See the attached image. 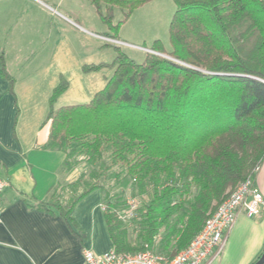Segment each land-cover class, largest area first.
Listing matches in <instances>:
<instances>
[{
  "label": "trees",
  "instance_id": "obj_1",
  "mask_svg": "<svg viewBox=\"0 0 264 264\" xmlns=\"http://www.w3.org/2000/svg\"><path fill=\"white\" fill-rule=\"evenodd\" d=\"M88 1L118 28L151 0ZM173 2L170 49L158 39L150 48L167 57L147 52L136 62L114 46L111 62L82 67L112 68L103 87L86 103L55 108L68 87L60 76L44 120L45 147L62 152L64 171L83 167L71 185L75 194L62 203L51 192L49 203L67 218L83 195L100 188L113 248L150 249L167 259L264 160V0ZM115 9L124 18L113 24ZM112 187L122 188L110 194ZM126 187L138 207L123 220Z\"/></svg>",
  "mask_w": 264,
  "mask_h": 264
},
{
  "label": "crops",
  "instance_id": "obj_2",
  "mask_svg": "<svg viewBox=\"0 0 264 264\" xmlns=\"http://www.w3.org/2000/svg\"><path fill=\"white\" fill-rule=\"evenodd\" d=\"M24 9L23 0H0V56L7 73L0 72V178L7 181L0 195V264H80L83 248L98 255L113 248L105 221L104 193L94 188L83 195L67 218L49 203L52 189L72 181L78 166L65 172L62 152L45 147L50 121L44 120L58 75L49 73L46 62L40 64V50L33 38L41 24L48 34L57 29L53 22H25L21 17ZM92 73L91 85L78 87L72 91L76 94L71 92L64 101L83 100L88 90L95 93L102 88L106 77L100 80L96 71ZM71 87L68 81L61 95ZM63 105L68 104L59 106ZM255 186L264 194L262 167ZM249 218L242 208L230 231L234 229L236 235L249 222L260 228L258 246L250 257L252 264L264 249V206L253 221Z\"/></svg>",
  "mask_w": 264,
  "mask_h": 264
},
{
  "label": "rangeland",
  "instance_id": "obj_3",
  "mask_svg": "<svg viewBox=\"0 0 264 264\" xmlns=\"http://www.w3.org/2000/svg\"><path fill=\"white\" fill-rule=\"evenodd\" d=\"M23 4L25 9L21 17L25 22L31 19H37L38 22H53L55 30L57 29L55 34L52 32L48 34L44 32L41 24L40 30L34 33L33 38L40 50V64L43 66L46 62L44 66L50 67L49 73L52 71L57 73L56 84L60 76H63L67 82L71 81L72 84L67 93L56 99L55 107L62 104L83 103L88 100L87 97L94 93L93 90H88L86 92L88 96L82 98L83 100L71 98L64 101V98L69 94L71 96L72 93L76 94L72 91L80 86L86 88L91 85L90 79L94 71L86 72L82 67L88 64L111 62L115 57L114 46L120 47L136 62H141L147 52L167 57V54L150 49L156 39L162 43L166 51L171 47L169 25L176 8L173 0H151L134 9L125 20H123V12L115 9L112 16L113 24L123 20L118 28H110L88 0H23ZM93 32L98 34L93 35ZM96 72V76L101 80L103 76L106 78L110 76L112 68L104 67ZM261 167L264 169V160ZM81 170L83 167L80 164L73 171L74 179L68 182L69 184H59L52 189V193L56 198L59 197L62 203L75 194V188L71 185L80 175ZM256 177L257 173L253 176L254 184ZM112 183H114L113 180L106 182L105 187L109 188ZM121 188L112 187L110 194ZM125 190L126 197L131 196L132 189L126 187ZM249 219L253 221L255 218ZM249 224L250 222L240 227L236 235L234 229L229 232L227 243L222 246L211 264H250L251 254L258 246L261 233L257 225Z\"/></svg>",
  "mask_w": 264,
  "mask_h": 264
},
{
  "label": "built area",
  "instance_id": "obj_4",
  "mask_svg": "<svg viewBox=\"0 0 264 264\" xmlns=\"http://www.w3.org/2000/svg\"><path fill=\"white\" fill-rule=\"evenodd\" d=\"M6 185L7 181L0 178V195ZM262 206H264L262 192L255 186L253 178L247 177L217 205L190 243L173 258L167 259L150 249L135 253H120L112 248L98 255L91 249L83 248L80 264H204L207 259H214L219 254L226 235L241 209H244L248 217H254ZM137 207L138 200L133 196H127L126 209L119 216L127 220L135 216Z\"/></svg>",
  "mask_w": 264,
  "mask_h": 264
},
{
  "label": "water",
  "instance_id": "obj_5",
  "mask_svg": "<svg viewBox=\"0 0 264 264\" xmlns=\"http://www.w3.org/2000/svg\"><path fill=\"white\" fill-rule=\"evenodd\" d=\"M253 264H264V249Z\"/></svg>",
  "mask_w": 264,
  "mask_h": 264
}]
</instances>
